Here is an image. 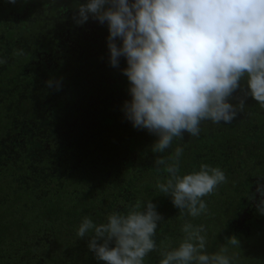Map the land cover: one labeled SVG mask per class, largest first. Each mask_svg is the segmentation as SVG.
<instances>
[{"label": "trees", "instance_id": "16d2710c", "mask_svg": "<svg viewBox=\"0 0 264 264\" xmlns=\"http://www.w3.org/2000/svg\"><path fill=\"white\" fill-rule=\"evenodd\" d=\"M81 2L0 0V57L7 60L0 65V264H104L76 235L83 218L99 224L147 201L164 219L144 264H159L161 252L178 245L186 219L205 226L209 253L235 235L232 264H264V214L247 197L258 199L257 180L264 183V108L249 96L230 124L204 121L199 135L153 153L157 137L133 127L123 110L126 60L110 65L106 24L74 22ZM50 79L59 90L47 86ZM177 146L180 174L208 164L227 177L196 218L156 187L167 173L156 170L155 156Z\"/></svg>", "mask_w": 264, "mask_h": 264}, {"label": "clouds", "instance_id": "9594fccd", "mask_svg": "<svg viewBox=\"0 0 264 264\" xmlns=\"http://www.w3.org/2000/svg\"><path fill=\"white\" fill-rule=\"evenodd\" d=\"M73 19L77 25L89 19L107 25L110 65L118 68L120 58L126 60L122 73L130 99L123 105L125 116L133 127L157 137L153 153H164L185 134L199 135L204 121L230 124L249 96L264 108V0H83ZM5 63L0 57V65ZM46 84L61 87L54 79ZM238 90L242 97L234 95ZM182 154L177 146L168 157L155 156L156 170L167 173L156 187L182 215L196 218L207 212L204 198L227 177L208 164L180 174ZM256 192L259 198L248 193V200L264 214L259 179ZM163 219L152 201L138 202L123 214L109 213L99 224L85 216L76 235L88 238L89 251L104 264H144L157 250L154 237ZM181 230L183 238L161 252L159 264H232L229 246L240 247L232 235L209 253L204 225L186 219Z\"/></svg>", "mask_w": 264, "mask_h": 264}]
</instances>
